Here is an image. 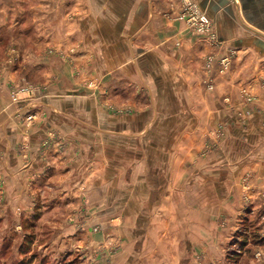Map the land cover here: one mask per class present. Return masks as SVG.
<instances>
[{
  "label": "crops",
  "instance_id": "0c3cea01",
  "mask_svg": "<svg viewBox=\"0 0 264 264\" xmlns=\"http://www.w3.org/2000/svg\"><path fill=\"white\" fill-rule=\"evenodd\" d=\"M14 1L15 12L13 0H0V26L24 11ZM194 1L212 19L218 44L163 18L155 0H32L39 45L71 48L70 61L95 63L92 75L111 85L112 111L83 93L65 61L47 65L55 83L30 127L0 87V218L14 219L19 233L31 218L33 233H57L75 247L92 242L88 221L106 223L120 243L112 264H226L224 247L242 216L256 214L264 230V0ZM222 56L229 64L219 70ZM131 79L141 87L122 105L133 110L121 112L120 90ZM218 124L216 149L197 157ZM23 137L29 145L21 150ZM80 205L91 213L80 215ZM95 238L104 243L103 228ZM103 253L91 263L105 264ZM248 264H264V255Z\"/></svg>",
  "mask_w": 264,
  "mask_h": 264
},
{
  "label": "rangeland",
  "instance_id": "374dc122",
  "mask_svg": "<svg viewBox=\"0 0 264 264\" xmlns=\"http://www.w3.org/2000/svg\"><path fill=\"white\" fill-rule=\"evenodd\" d=\"M19 1L20 5L18 4ZM190 1L198 7L205 18L212 21V19L200 8L197 2L194 0ZM188 3V0H155L152 7L154 8L155 4L156 9H158L156 12H159L163 18L180 20L184 22L186 26L193 29L191 21L189 20V16L193 11L187 9ZM31 4L32 0H17V5L24 8V11L20 15L12 12L13 14L8 17V21L0 26V87H3L5 91L2 95L5 96L10 103L18 104L25 110L23 115L21 111L18 110L15 116L18 119L21 117L26 126L29 123V127L32 125L31 121L36 118V115L41 116L42 110L38 109L39 103L41 104L42 97L49 93L51 85L55 83V78L46 73V69H48L47 65L53 66L57 64L56 68L60 69L64 61L71 66L74 75H77V73L80 74L81 77L79 79H81L80 84L84 88L83 93H87L90 97H96L99 100L103 99L108 110L112 111V99L107 94V89L111 85L104 83L103 87L101 77L92 75L95 63L89 61V59L78 63L70 61L71 58L68 54L69 51H73L71 48L66 52L60 47L39 45L37 40L38 30L33 28V16L29 10ZM15 6L16 3L13 0L14 12L16 10ZM154 10L155 8L153 11ZM51 54L57 56L59 60L56 58L54 62L46 61L44 57ZM32 55H38V57L44 59L40 60V63L38 61L32 62L30 58ZM131 80L132 81L128 84L124 85V87L129 86L128 88L120 90L121 107L119 110L121 112H130L129 110H133L128 109L126 106L123 108L122 105L126 104L130 94L131 98H133L134 91L141 87H138V83L134 82L133 79ZM212 80L210 76L204 78L203 84L207 89L213 88ZM128 89H130L129 92ZM64 93L74 94L77 93V91L70 90ZM136 98H138V95H136ZM0 107H2L1 103ZM28 116H32L30 122H28L29 120L27 121ZM223 126L224 125L218 124L215 127L213 126L207 129L197 157H206L216 149L224 133ZM209 133L213 135L211 141L207 140ZM214 136L217 141L213 140ZM23 140L27 145L24 144L23 147L21 146V150L28 148L27 146L29 145L26 137H23ZM47 143L48 140L45 138L41 140L39 145L43 147L46 146ZM24 146L26 148H24ZM194 160L195 157L192 160L189 159L185 164L191 167L194 165ZM76 208L80 215L85 217L91 213L87 209V206L80 205ZM249 210L248 206V211ZM246 211L247 208L243 210L242 215H244ZM248 216L249 213L245 215V220L243 217V219L241 218L242 221L237 231L242 229L241 231L246 233L247 237L250 239L251 235L254 234H258L259 236L264 235V230L261 232V225L256 221V214H254L251 219ZM121 223L122 222H120L121 229L124 233H127L125 223ZM20 224L25 233H19L18 229L20 228L19 226L16 228L14 219L8 218V221H5L3 218H0V264H21V262L22 264H83L84 258L88 261L87 263L84 262V264H92L91 262L95 263L96 257L101 254V251L104 252V263L112 264V255L120 248L118 239L111 235V233H115L113 232L112 226L109 227L106 223L100 224L96 223V221H88L86 224L87 228H89L88 231L90 235L88 240H92V242L87 246V243H83L82 241V244L79 243L80 245L76 247L73 243L71 244L69 240L67 241L68 243L62 242L61 238L55 236L57 233H33L34 230L32 229L33 224L31 218L24 220ZM73 224L76 223L73 222ZM80 224L78 225L80 226ZM141 225L143 226V223H141ZM102 228L104 231V243L100 241L97 244L95 237L97 232L101 231ZM1 229H4L3 233H1ZM143 232V227L135 231V233ZM53 235L55 236L54 238ZM241 239H243V236L238 235V238L235 240L234 233V235L230 237L229 245L227 244L224 248L229 249L235 247L236 245L233 242H238V240ZM248 246L250 247V245ZM254 247L255 249L252 251V256L248 257L247 260L257 256L261 258L262 254L264 255V246L255 245ZM65 251L68 252L66 253ZM226 251L227 250L224 252V259ZM258 251H260V253H258ZM64 252L66 254H64ZM197 256L199 255L197 254Z\"/></svg>",
  "mask_w": 264,
  "mask_h": 264
},
{
  "label": "built area",
  "instance_id": "2783aa9c",
  "mask_svg": "<svg viewBox=\"0 0 264 264\" xmlns=\"http://www.w3.org/2000/svg\"><path fill=\"white\" fill-rule=\"evenodd\" d=\"M188 6L187 9H190L193 11V13L189 16V20L191 21V25L193 26V29L197 32H203L206 34L207 38L212 44H218V39L216 32L213 28V23L209 19L205 18L203 16V13L198 9L197 6H195L194 3H192L190 0H188ZM197 7V8H196ZM213 63V55H208L205 58L204 61V66L207 70L210 69ZM219 63V70L225 69L228 64V58L226 56H222L220 60L218 61ZM32 119V116L27 117V121L30 122Z\"/></svg>",
  "mask_w": 264,
  "mask_h": 264
},
{
  "label": "trees",
  "instance_id": "16d2710c",
  "mask_svg": "<svg viewBox=\"0 0 264 264\" xmlns=\"http://www.w3.org/2000/svg\"><path fill=\"white\" fill-rule=\"evenodd\" d=\"M243 218L245 220V216ZM241 230L242 229H239V231L235 233V240L238 238V235H242L243 239L238 240V242L237 241L233 242L235 243L236 246L227 249L225 255L226 264H240V263L248 264L247 258L252 256V251L255 249L254 246L255 245L264 246V235L259 236L258 234H254L251 235V239H250L247 237L246 233H243ZM240 232L243 234H241ZM248 245H250V247Z\"/></svg>",
  "mask_w": 264,
  "mask_h": 264
}]
</instances>
